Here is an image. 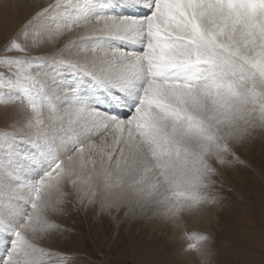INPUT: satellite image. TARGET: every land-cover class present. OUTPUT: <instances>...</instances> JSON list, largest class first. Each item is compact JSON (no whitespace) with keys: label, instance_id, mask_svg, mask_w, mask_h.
Segmentation results:
<instances>
[{"label":"snow or ice","instance_id":"6c2138e0","mask_svg":"<svg viewBox=\"0 0 264 264\" xmlns=\"http://www.w3.org/2000/svg\"><path fill=\"white\" fill-rule=\"evenodd\" d=\"M10 7V6H6ZM0 45V264H74L60 220L179 225L264 138V0H47ZM200 264L211 237L191 233Z\"/></svg>","mask_w":264,"mask_h":264},{"label":"rangeland","instance_id":"374dc122","mask_svg":"<svg viewBox=\"0 0 264 264\" xmlns=\"http://www.w3.org/2000/svg\"><path fill=\"white\" fill-rule=\"evenodd\" d=\"M21 11L15 0H0V45L5 21ZM6 112L0 108V117ZM241 157L250 167L233 175L236 191L224 205L185 215L179 225L73 213L60 220L69 232L51 247L72 256L74 264H200L195 251L187 250L193 243L187 237L201 233L211 237L209 264H264V138L242 150Z\"/></svg>","mask_w":264,"mask_h":264},{"label":"bare ground","instance_id":"6f19581e","mask_svg":"<svg viewBox=\"0 0 264 264\" xmlns=\"http://www.w3.org/2000/svg\"><path fill=\"white\" fill-rule=\"evenodd\" d=\"M15 2L17 5H19L20 9H22L23 11L17 12L16 16H14L10 20L5 21V24L8 23V25L3 26L4 31L5 29L10 30L12 28H15L16 30L20 26L21 23H23L27 18H29L34 13V11L36 10V7H35L36 5L42 2L46 3L47 0H15ZM3 117H4V114L0 118H3Z\"/></svg>","mask_w":264,"mask_h":264}]
</instances>
